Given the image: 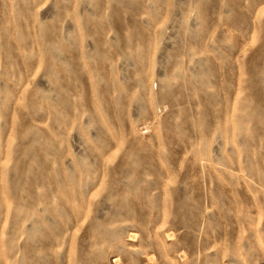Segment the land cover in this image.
Returning <instances> with one entry per match:
<instances>
[{
  "label": "rangeland",
  "instance_id": "374dc122",
  "mask_svg": "<svg viewBox=\"0 0 264 264\" xmlns=\"http://www.w3.org/2000/svg\"><path fill=\"white\" fill-rule=\"evenodd\" d=\"M0 264H264V0H0Z\"/></svg>",
  "mask_w": 264,
  "mask_h": 264
}]
</instances>
